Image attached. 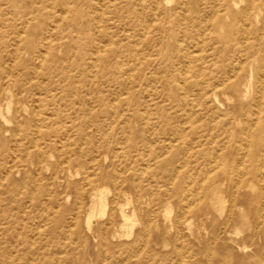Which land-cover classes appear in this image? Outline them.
Here are the masks:
<instances>
[{
	"label": "rangeland",
	"instance_id": "rangeland-1",
	"mask_svg": "<svg viewBox=\"0 0 264 264\" xmlns=\"http://www.w3.org/2000/svg\"><path fill=\"white\" fill-rule=\"evenodd\" d=\"M0 264H264V0H0Z\"/></svg>",
	"mask_w": 264,
	"mask_h": 264
},
{
	"label": "bare ground",
	"instance_id": "bare-ground-1",
	"mask_svg": "<svg viewBox=\"0 0 264 264\" xmlns=\"http://www.w3.org/2000/svg\"><path fill=\"white\" fill-rule=\"evenodd\" d=\"M186 123V122H185ZM181 131V130H180ZM124 217V216H123ZM177 221V220H176Z\"/></svg>",
	"mask_w": 264,
	"mask_h": 264
}]
</instances>
